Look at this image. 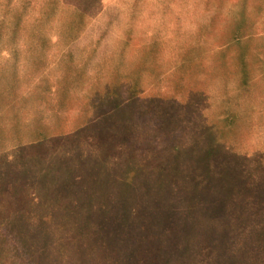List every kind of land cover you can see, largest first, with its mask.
Segmentation results:
<instances>
[{
  "label": "rangeland",
  "instance_id": "rangeland-1",
  "mask_svg": "<svg viewBox=\"0 0 264 264\" xmlns=\"http://www.w3.org/2000/svg\"><path fill=\"white\" fill-rule=\"evenodd\" d=\"M0 264H264V0H0Z\"/></svg>",
  "mask_w": 264,
  "mask_h": 264
}]
</instances>
